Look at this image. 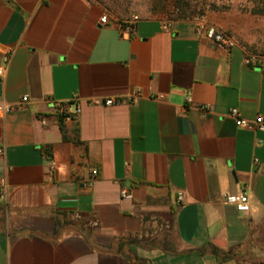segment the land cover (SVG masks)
Here are the masks:
<instances>
[{
    "label": "crops",
    "instance_id": "obj_1",
    "mask_svg": "<svg viewBox=\"0 0 264 264\" xmlns=\"http://www.w3.org/2000/svg\"><path fill=\"white\" fill-rule=\"evenodd\" d=\"M118 20L0 0V96L17 106L0 116V264H264V129L228 114L264 123V57L190 19ZM242 192L248 211L224 202Z\"/></svg>",
    "mask_w": 264,
    "mask_h": 264
},
{
    "label": "rangeland",
    "instance_id": "obj_2",
    "mask_svg": "<svg viewBox=\"0 0 264 264\" xmlns=\"http://www.w3.org/2000/svg\"><path fill=\"white\" fill-rule=\"evenodd\" d=\"M108 15H132L161 20L190 19L203 31H213L244 48L248 57H264V0H88Z\"/></svg>",
    "mask_w": 264,
    "mask_h": 264
},
{
    "label": "built area",
    "instance_id": "obj_3",
    "mask_svg": "<svg viewBox=\"0 0 264 264\" xmlns=\"http://www.w3.org/2000/svg\"><path fill=\"white\" fill-rule=\"evenodd\" d=\"M138 19L139 17L137 15H132L128 19L118 20L117 25L120 28L124 27L126 30L130 31L132 30L134 23ZM100 22L107 23L108 22L107 16L106 15L102 16L100 18ZM196 31L199 34L205 33L207 37H209L210 39H214L218 43L225 44V45L233 44L230 41H226L225 39H223L219 34L213 33V31L206 32V31H203L200 27H196ZM256 58L257 57L250 56L246 59V62L247 63L254 62ZM10 59H11V53L4 52L1 58V62H0V78H3V76L5 75L8 65L10 63ZM27 100H28V96L23 95L20 98L18 106L25 104ZM187 100L189 101V99ZM120 102L121 101L116 98H101V97H93L88 100V103L94 106H101V105L109 106V105L117 104ZM16 107L17 106L12 105L11 103L5 102L4 99L0 96V116H3L11 112ZM54 107L56 109V113L59 116L64 117V118H72V117L79 115L80 113L79 105L72 106L70 102H65V101L55 102ZM201 109L209 110L210 106L205 105V106H202ZM228 114L230 117L235 119L238 127L245 128L248 130L264 129V123H263V119L261 116H257L252 122H250L246 119L240 118L236 108H231ZM54 166H55L54 162H51L50 169L53 170ZM92 174H95V171H92ZM121 196L126 199L132 198V196L129 193H127L126 190L121 191ZM223 199L226 204L234 206L237 211L246 212L249 210L248 197L244 192L235 194V195H224Z\"/></svg>",
    "mask_w": 264,
    "mask_h": 264
}]
</instances>
